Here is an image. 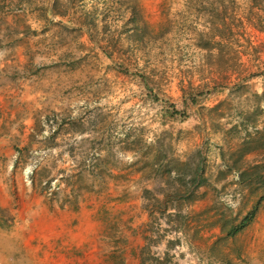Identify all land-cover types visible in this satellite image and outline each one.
<instances>
[{"label":"rangeland","instance_id":"1","mask_svg":"<svg viewBox=\"0 0 264 264\" xmlns=\"http://www.w3.org/2000/svg\"><path fill=\"white\" fill-rule=\"evenodd\" d=\"M0 264H264V0H0Z\"/></svg>","mask_w":264,"mask_h":264}]
</instances>
